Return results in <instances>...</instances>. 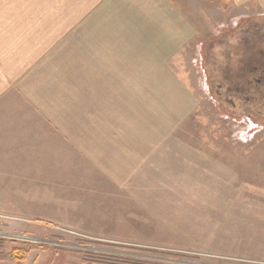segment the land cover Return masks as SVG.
<instances>
[{
	"label": "rangeland",
	"instance_id": "1",
	"mask_svg": "<svg viewBox=\"0 0 264 264\" xmlns=\"http://www.w3.org/2000/svg\"><path fill=\"white\" fill-rule=\"evenodd\" d=\"M179 2L195 43L159 69L149 60L143 76L154 89L149 108L159 95V117L143 120L158 172L131 203L109 205L115 212L50 205L59 194L46 205L42 189H31L36 203L0 204V264H264V105L251 123L242 117L249 106L213 100L217 83L243 86L235 75L256 60L233 69L244 52L264 54V0Z\"/></svg>",
	"mask_w": 264,
	"mask_h": 264
},
{
	"label": "crops",
	"instance_id": "2",
	"mask_svg": "<svg viewBox=\"0 0 264 264\" xmlns=\"http://www.w3.org/2000/svg\"><path fill=\"white\" fill-rule=\"evenodd\" d=\"M184 10L179 0H0V204L36 203L31 189H42L46 205L59 194L50 205L106 213L141 193L159 170L143 122L159 117V95L149 108L143 76L149 60L159 69L195 43Z\"/></svg>",
	"mask_w": 264,
	"mask_h": 264
},
{
	"label": "flooded vegetation",
	"instance_id": "3",
	"mask_svg": "<svg viewBox=\"0 0 264 264\" xmlns=\"http://www.w3.org/2000/svg\"><path fill=\"white\" fill-rule=\"evenodd\" d=\"M244 56L239 62V67L251 63L253 59L254 65L248 66V69L239 74L235 75V79L239 82L243 80L242 87H231L227 86L226 89L223 88L222 83H217L214 88L213 100L216 102L218 107H230L242 109L243 107H248L252 110L246 111L242 117L251 123L253 120H258V118H264V114L261 115L259 106L264 105V100H260L264 96V54L257 55L255 53L250 54L244 52ZM251 55V56H250ZM233 76L225 81L231 83L235 81ZM262 101V102H261ZM257 105V106H256ZM257 107V108H256ZM254 109V110H253ZM259 114L261 116H255L254 114ZM255 117V118H254ZM258 117V118H257Z\"/></svg>",
	"mask_w": 264,
	"mask_h": 264
},
{
	"label": "trees",
	"instance_id": "4",
	"mask_svg": "<svg viewBox=\"0 0 264 264\" xmlns=\"http://www.w3.org/2000/svg\"><path fill=\"white\" fill-rule=\"evenodd\" d=\"M255 52H256L255 54H257V55H261V53H263L262 52V49L260 51H258V49H256ZM240 60H238V62H240ZM233 65H234L233 66L234 67L233 69H235L236 67H239L238 66L239 64L236 65V63H234ZM15 251H16V253L19 254V255L18 254H14L15 258H17V259H23L24 258L25 251H22L21 249H15Z\"/></svg>",
	"mask_w": 264,
	"mask_h": 264
},
{
	"label": "built area",
	"instance_id": "5",
	"mask_svg": "<svg viewBox=\"0 0 264 264\" xmlns=\"http://www.w3.org/2000/svg\"><path fill=\"white\" fill-rule=\"evenodd\" d=\"M4 218H5L4 216L0 215V236L3 234L1 231V226H2L1 219H4Z\"/></svg>",
	"mask_w": 264,
	"mask_h": 264
}]
</instances>
